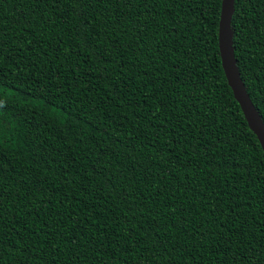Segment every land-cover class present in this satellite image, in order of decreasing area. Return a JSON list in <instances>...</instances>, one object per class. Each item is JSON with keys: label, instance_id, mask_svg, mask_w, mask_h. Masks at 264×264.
<instances>
[{"label": "trees", "instance_id": "1", "mask_svg": "<svg viewBox=\"0 0 264 264\" xmlns=\"http://www.w3.org/2000/svg\"><path fill=\"white\" fill-rule=\"evenodd\" d=\"M223 0H0V264H264V150ZM264 120V0H236Z\"/></svg>", "mask_w": 264, "mask_h": 264}, {"label": "water", "instance_id": "2", "mask_svg": "<svg viewBox=\"0 0 264 264\" xmlns=\"http://www.w3.org/2000/svg\"><path fill=\"white\" fill-rule=\"evenodd\" d=\"M235 1H222L219 23V47L222 65L234 95L239 101L250 127L256 133L264 150V120L250 97L235 55L234 33L232 28Z\"/></svg>", "mask_w": 264, "mask_h": 264}]
</instances>
